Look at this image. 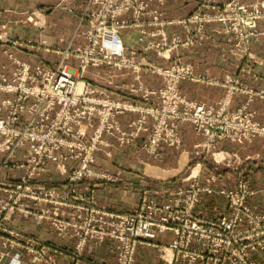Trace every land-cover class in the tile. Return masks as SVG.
<instances>
[{
	"label": "rangeland",
	"instance_id": "374dc122",
	"mask_svg": "<svg viewBox=\"0 0 264 264\" xmlns=\"http://www.w3.org/2000/svg\"><path fill=\"white\" fill-rule=\"evenodd\" d=\"M154 1L161 4L165 0H87V8L80 13L70 40L72 44L78 40V44L72 46L45 45L38 38L37 29L43 35L48 34L41 27L45 25L43 18L54 7L48 0H27L24 12L18 18L15 14L11 17L12 25L0 24V193L6 195L0 206V240L5 249L0 253V263L14 249L22 250L35 264H60L59 258L63 256L70 257L72 264H137L135 255L140 246H159L163 260L169 264H258L254 255L264 256V214L247 204L251 192L242 177L232 186L223 184L217 189L193 182L186 188L171 190L163 203L141 187L131 212L100 206L94 183L85 182L91 178L117 181V174L93 168L97 155L112 146L110 139L117 148L136 146L146 154L144 161L151 164L163 158L164 146L181 150L180 126L190 124L202 138L194 148V159L189 164L192 170L195 162L202 161L210 169L212 162H224L232 167L233 160L229 159L232 154L226 153L224 157L216 154L221 141L244 144L264 138V124L250 108L255 99L264 100V89L256 90L230 74L223 79L199 74L191 63L179 59L164 66L143 62V58L136 61L125 55L127 48L116 46L124 30L136 29L144 52L152 51L157 58L170 60L174 51L209 38L206 27L214 25L215 32L232 38L233 47L228 54L239 67L246 59L255 60L250 48L264 36V0L250 3L197 0L193 13L171 20L149 7ZM125 14L129 17H124ZM167 27L179 28L183 33H169ZM38 45L59 57L54 67L41 64L32 67L17 53L28 47L32 51ZM128 51L133 53L131 48ZM72 58L75 63L69 64ZM102 66L134 73L133 82L126 90L141 102L97 92L85 82L83 73L88 67ZM143 68L160 77V88L154 90L141 83L139 73ZM62 75H66L62 77L65 80L59 79ZM183 80L221 85L226 88V94L215 105L190 101L180 92L179 84ZM154 95L158 101L151 103ZM234 95L244 96L246 100L237 110L229 111L227 105ZM200 106L203 115L198 113ZM124 113L136 114L127 129L121 127L119 120ZM103 154V161H112H109L113 159L110 151ZM153 170L147 165L143 173L164 178V182L171 180L168 173L157 174ZM53 173L58 182L53 181ZM42 176L43 187L39 186ZM39 193H54L58 199L40 200L33 195ZM201 193L224 197L228 211L203 213L197 207ZM28 201L35 205L29 207ZM168 204L188 216L187 223L202 224L209 235L204 238L189 235L183 229L178 234L167 230L152 237H138L133 242L111 235L108 214L133 215L142 205H155L159 209ZM14 212L37 215L48 221L58 236L76 238V244L60 246L18 228L9 221ZM159 212V216L166 215ZM222 222L229 229L215 230L214 226ZM167 232L173 239L161 245L158 236ZM216 233L221 238L208 239ZM29 237L40 244L25 246L31 242L27 240ZM105 241L114 247V262H98L84 256L88 242ZM41 252L43 257L39 258Z\"/></svg>",
	"mask_w": 264,
	"mask_h": 264
},
{
	"label": "crops",
	"instance_id": "0c3cea01",
	"mask_svg": "<svg viewBox=\"0 0 264 264\" xmlns=\"http://www.w3.org/2000/svg\"><path fill=\"white\" fill-rule=\"evenodd\" d=\"M48 1L54 7L51 14L43 18L45 25L41 26L47 30L48 34L43 35L37 29L38 38L44 40L45 45H51L52 43L63 47L69 44L71 46L78 44V40H75L74 44L70 40L79 24L80 13L87 8V0ZM212 1L223 2L224 0ZM242 1L250 3L255 0ZM26 2L27 0H0V24L3 22L6 25H12L11 17L14 14L17 16L19 13L24 12ZM149 7L158 9L166 20L179 19L189 16L197 9V0H165L161 4L154 1L150 3ZM124 17H129V14H125ZM81 27L85 28L86 25ZM206 30L209 38L201 40L189 48H180L174 51L170 60L157 58L152 51L144 52L142 41L139 40V34L136 29L124 30L116 46L118 48L121 46L127 48L125 55L132 56L136 61L143 58V62L155 66H164L174 59H179L191 63L199 74H207L217 79H223L226 74H230L238 77L242 82L247 83L256 90L264 89V36L250 48L251 57L255 60L246 59L240 62L238 67L235 59L228 54L233 47L232 38L215 32L214 25H208ZM167 31L169 33L174 31L180 34L183 33L176 27H167ZM60 38H64V41L61 42ZM28 48L30 49V47ZM129 48L133 50L132 54L128 51ZM29 49L21 48L17 53L22 60H28L32 67L35 64L54 67L58 63L59 57L53 52L45 51L41 45L34 47L32 51ZM68 62L69 64H74L75 60L72 58ZM83 76L85 82L89 83L92 88H96L97 92L112 94L117 99L141 102L138 97L131 95L126 90V86L131 84L134 78V73L130 71L116 72L105 66L99 68L88 67ZM139 76L141 83L145 87L154 90L161 87L160 77L147 68H143ZM179 89L187 100L210 105L217 104L226 94V88L221 85H207L188 80L181 81ZM245 100L244 96L234 95L229 99L227 109L229 111L237 110ZM157 101L158 96H151V103ZM250 108L257 112L256 119L264 124V100L255 99L250 104ZM135 117L136 114L132 113L121 115L119 117L121 127L127 129L129 121ZM180 135L182 138L181 150L176 151L164 146L162 147L163 158L158 162L151 161V164H147L144 161L143 158H146V154L136 148V146L117 148L114 140L110 139L109 141L113 143L112 146L107 147L97 155V161L93 164V168L97 171H108L117 174V181L109 182L94 178L85 180L86 183H94L93 185L98 192L97 203L100 206L109 207L116 211L131 212L141 193V187L150 190L149 193L151 195L154 193L155 196L153 197L159 203H163L167 200L171 190L180 187L186 188L193 182L201 187L211 186L217 189L223 184L232 186L242 177L246 180L251 192L247 198V204L255 208L257 212L264 214V138H256L254 141L244 144L226 140L221 141L217 146L216 154L223 157L227 155L226 153L232 154V158H229L230 161L233 160L232 167H227L224 162H212L213 167L210 169L209 165L202 161L195 162L194 169L190 170L189 164L194 159V148L200 143L202 138L194 133L190 124L180 126ZM107 151L112 154L113 159H109V161L112 160L111 162L102 160L104 159L103 153ZM147 165L150 169L151 167L154 169L153 173H168L171 180L164 182L162 181L164 178L161 179L160 177L143 173V169ZM194 171L196 174H193ZM58 179L54 174L53 181L57 180L58 182ZM44 180L45 178L42 176L39 180V186L43 187L45 185L42 182ZM200 196L197 207L203 213L222 214L228 211L224 197L206 193H201ZM5 201L6 195L0 193V206ZM28 205L30 207L35 204L28 201ZM9 221L20 229L29 231L43 240L54 242L60 246L73 247L77 241L74 237L63 238L58 236L48 221L40 219L34 214L14 212ZM171 239H173V235L167 232L158 236V243L166 245ZM4 251L5 249L2 247L0 240V253ZM83 254L85 257L98 262H114L115 260L114 247L109 241L102 243L88 242ZM254 259L258 264H264V256L261 254L254 255ZM135 262L137 264H169L163 260L159 246H140L135 255ZM59 263L72 264L70 257L66 256L60 257ZM0 264L35 263H32L22 250L14 249L3 256ZM196 264L210 263L197 262Z\"/></svg>",
	"mask_w": 264,
	"mask_h": 264
},
{
	"label": "built area",
	"instance_id": "2783aa9c",
	"mask_svg": "<svg viewBox=\"0 0 264 264\" xmlns=\"http://www.w3.org/2000/svg\"><path fill=\"white\" fill-rule=\"evenodd\" d=\"M110 33V32H109ZM115 34L112 35L114 38ZM44 74H48L45 72ZM54 75V74H52ZM66 75L60 76V80H65L62 77ZM42 93V91H39ZM198 113L203 115L202 107H198ZM37 198H41L40 200L51 199L57 200L58 197L55 196L54 193L49 194H33ZM177 207H172L171 204H168L162 208H157L155 205L150 206H140L138 211L133 215H117V214H108V219L110 220V227H111V235L116 237L120 240H132L131 242L135 241L138 237H152L156 232H163L167 230H172L177 234L183 229L187 234L196 236V237H204L209 235L208 231L205 227L196 221H190L187 223L188 216L184 213H180L177 211ZM159 211L164 212L165 216H159ZM40 214H44V212L40 211ZM180 216V218H179ZM184 218V219H183ZM236 220V217L235 219ZM181 224V225H180ZM215 230L222 229L228 230L229 226L226 222H222L220 226L217 224L214 226ZM231 232V231H229ZM229 236V235H228ZM215 238H221L218 233L212 238H208L211 241L215 240ZM28 241H31L29 244L28 242L25 246L32 247L34 244H40V242L33 238H28ZM177 245L175 244L174 247ZM38 257H43V253L41 252L38 254ZM194 260V258H192Z\"/></svg>",
	"mask_w": 264,
	"mask_h": 264
},
{
	"label": "bare ground",
	"instance_id": "6f19581e",
	"mask_svg": "<svg viewBox=\"0 0 264 264\" xmlns=\"http://www.w3.org/2000/svg\"><path fill=\"white\" fill-rule=\"evenodd\" d=\"M80 86V85H79Z\"/></svg>",
	"mask_w": 264,
	"mask_h": 264
}]
</instances>
